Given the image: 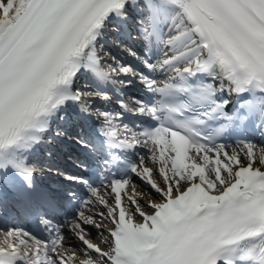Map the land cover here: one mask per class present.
Here are the masks:
<instances>
[{
	"label": "snow or ice",
	"instance_id": "obj_1",
	"mask_svg": "<svg viewBox=\"0 0 264 264\" xmlns=\"http://www.w3.org/2000/svg\"><path fill=\"white\" fill-rule=\"evenodd\" d=\"M130 19L139 67L101 55L105 29ZM137 83L144 96H128ZM91 119L95 137L77 123ZM250 131L264 138V0H0V218L31 215L52 234L0 231V264H264V147L221 142ZM63 145L72 172L37 159ZM137 149L148 155L130 159ZM93 155L104 194L79 174ZM53 173L55 186L36 180ZM131 175L160 196L150 211ZM73 184L103 206L70 222L79 255L53 226Z\"/></svg>",
	"mask_w": 264,
	"mask_h": 264
},
{
	"label": "bare ground",
	"instance_id": "obj_2",
	"mask_svg": "<svg viewBox=\"0 0 264 264\" xmlns=\"http://www.w3.org/2000/svg\"><path fill=\"white\" fill-rule=\"evenodd\" d=\"M255 144L257 145L258 148H259V147H264L263 145H260V144H258V143H255ZM142 189H150V186H148V185H146V184L140 185V186H139V190L142 191ZM148 194H149V197H147L146 199L144 198V195H143L142 197H140V199H142V201H141V206L144 207L146 211H150V209H148V208L145 206L148 198H153V201H156V202H158V201L160 200V196L157 195V194H155L154 191L150 190V191L148 192ZM138 219H139V218H138ZM95 236H97V235H95ZM70 243H73V244H74L75 242L72 240Z\"/></svg>",
	"mask_w": 264,
	"mask_h": 264
}]
</instances>
